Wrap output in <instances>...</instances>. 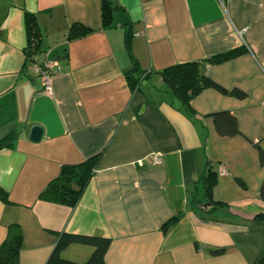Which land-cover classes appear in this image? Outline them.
<instances>
[{"label":"crops","instance_id":"crops-1","mask_svg":"<svg viewBox=\"0 0 264 264\" xmlns=\"http://www.w3.org/2000/svg\"><path fill=\"white\" fill-rule=\"evenodd\" d=\"M109 26L101 0H0V243L21 232L18 264H47L60 233L109 239L105 264H258L264 258V0H117ZM35 16L40 53L61 72L52 93L25 72L24 13ZM90 30L69 39L71 25ZM210 64L207 59L237 50ZM198 62L225 92L205 88L189 107L164 87L159 72ZM149 72L139 88L125 72ZM233 89L245 96L230 94ZM229 111L239 133L221 136L211 115ZM33 125L39 141L29 139ZM99 154L74 206L39 193L63 165ZM159 155L160 163H154ZM226 173L217 174L219 165ZM207 168L222 206L192 203ZM179 216L164 232L163 225ZM222 249L221 254H212ZM92 247L62 256L83 262Z\"/></svg>","mask_w":264,"mask_h":264},{"label":"trees","instance_id":"trees-1","mask_svg":"<svg viewBox=\"0 0 264 264\" xmlns=\"http://www.w3.org/2000/svg\"><path fill=\"white\" fill-rule=\"evenodd\" d=\"M119 8L117 0H101V20L104 26H109L112 14ZM24 21L27 35L25 48L26 58L40 52V32L36 18L33 14L25 12ZM90 30L82 25L73 24L69 28L68 38L74 39L86 35ZM240 52L239 49L228 51L207 59L210 64L223 62ZM58 58V57H57ZM149 72L144 71L134 65L125 72L126 79L130 86L139 88L140 82L147 78ZM161 81L165 89L173 96H176L185 108L189 107L190 100L205 88H214L221 92L225 90L211 81L209 78L199 73L198 62H185L170 65L159 72ZM230 94L243 98L245 94L233 89ZM216 132L221 136H233L239 133L237 121L229 111H217L211 115ZM17 132L9 130L0 138V149L11 147ZM99 154H95L79 163L63 165L56 177L51 179L46 187L39 193L38 198L44 201L74 206L80 198L85 186L93 175L98 161ZM259 160L264 164V151L259 149ZM216 184V172L207 168L205 174L201 176L198 185L192 193V203L208 204L212 209L223 205L215 201L212 197V190ZM259 196L264 200V179H262ZM0 199L7 201V193L0 186ZM179 216L169 219L163 225L165 232L168 227L177 220ZM21 232L15 227H10L6 237L0 243V264H18V255L21 247ZM72 244H80L92 247V251L83 262H76L66 259L62 252ZM109 246V239L70 233H60L52 251L50 252L47 264H105L104 256ZM222 249L212 251L217 255L222 253ZM258 264H264L262 258Z\"/></svg>","mask_w":264,"mask_h":264},{"label":"built area","instance_id":"built-area-1","mask_svg":"<svg viewBox=\"0 0 264 264\" xmlns=\"http://www.w3.org/2000/svg\"><path fill=\"white\" fill-rule=\"evenodd\" d=\"M23 68L25 72L38 79L43 92L46 94L52 93L51 79L54 75L60 73L62 69L57 57L51 53V50H45L40 55L34 54L26 58ZM152 160L154 163H160L161 158L159 155H153ZM225 173V165H219L217 174L224 175Z\"/></svg>","mask_w":264,"mask_h":264},{"label":"water","instance_id":"water-1","mask_svg":"<svg viewBox=\"0 0 264 264\" xmlns=\"http://www.w3.org/2000/svg\"><path fill=\"white\" fill-rule=\"evenodd\" d=\"M41 137H42V128L37 125H33L29 131V139L32 141H39Z\"/></svg>","mask_w":264,"mask_h":264}]
</instances>
